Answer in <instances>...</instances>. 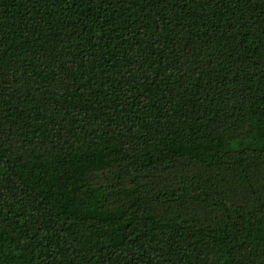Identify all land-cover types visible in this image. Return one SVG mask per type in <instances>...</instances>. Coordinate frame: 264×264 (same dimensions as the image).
<instances>
[{"label": "trees", "instance_id": "1", "mask_svg": "<svg viewBox=\"0 0 264 264\" xmlns=\"http://www.w3.org/2000/svg\"><path fill=\"white\" fill-rule=\"evenodd\" d=\"M0 264H264V0H0Z\"/></svg>", "mask_w": 264, "mask_h": 264}]
</instances>
